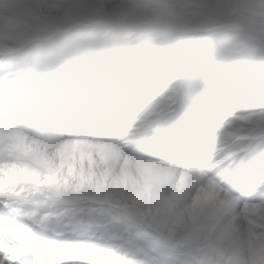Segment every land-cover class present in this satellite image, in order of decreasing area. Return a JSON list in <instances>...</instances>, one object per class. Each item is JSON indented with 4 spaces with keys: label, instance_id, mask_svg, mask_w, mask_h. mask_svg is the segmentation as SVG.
Returning <instances> with one entry per match:
<instances>
[{
    "label": "snow or ice",
    "instance_id": "1",
    "mask_svg": "<svg viewBox=\"0 0 264 264\" xmlns=\"http://www.w3.org/2000/svg\"><path fill=\"white\" fill-rule=\"evenodd\" d=\"M0 120V264H264V0H0Z\"/></svg>",
    "mask_w": 264,
    "mask_h": 264
},
{
    "label": "clouds",
    "instance_id": "2",
    "mask_svg": "<svg viewBox=\"0 0 264 264\" xmlns=\"http://www.w3.org/2000/svg\"><path fill=\"white\" fill-rule=\"evenodd\" d=\"M25 127H28L26 124ZM41 148L52 151L49 146L44 149L43 146L33 144L30 134L25 135L23 139H18L17 134L8 127L5 120H0V164L28 163L29 161L23 155V148ZM19 149V150H18Z\"/></svg>",
    "mask_w": 264,
    "mask_h": 264
}]
</instances>
